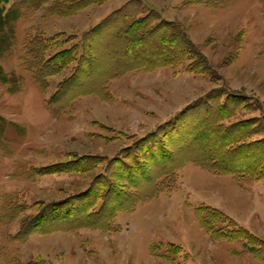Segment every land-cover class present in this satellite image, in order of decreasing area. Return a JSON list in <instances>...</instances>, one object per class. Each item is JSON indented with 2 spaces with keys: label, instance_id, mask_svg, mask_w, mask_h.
Instances as JSON below:
<instances>
[{
  "label": "rangeland",
  "instance_id": "rangeland-1",
  "mask_svg": "<svg viewBox=\"0 0 264 264\" xmlns=\"http://www.w3.org/2000/svg\"><path fill=\"white\" fill-rule=\"evenodd\" d=\"M14 1L0 6L7 11ZM127 1L69 16L49 13L47 3L4 26L13 36L0 46L8 78H0V264H264V250L254 253L259 245L236 231L264 247V179H236L190 161L153 198L118 210L110 231L84 226L90 218L78 221L79 208L103 204L106 180L134 191L114 172L147 161L148 145L171 146L164 132L172 133L171 120L188 106L189 116L207 105L213 114L228 101L226 112L234 114L226 124L249 118L261 129L254 138L264 136V0H141L140 15L185 30L205 59L194 63L205 69L199 73L187 57L147 66L144 49L126 53L125 40L110 33L90 50L84 34ZM35 37L51 40L47 56L75 48L76 60L39 83L25 61ZM206 207L225 214L211 224L225 237L203 226Z\"/></svg>",
  "mask_w": 264,
  "mask_h": 264
},
{
  "label": "trees",
  "instance_id": "trees-1",
  "mask_svg": "<svg viewBox=\"0 0 264 264\" xmlns=\"http://www.w3.org/2000/svg\"><path fill=\"white\" fill-rule=\"evenodd\" d=\"M9 1L0 0V3H7ZM107 1L15 0L7 11L5 10V6H0V30L4 31V26L19 19L26 10L30 8L37 9L47 3V11L49 13L69 16L88 6L102 5ZM142 11L141 0H128L85 33L83 37L85 43H87V46L91 50L92 47H95L96 38L100 34L110 33L116 38L121 37L125 40L124 52L126 53L135 54L144 49L146 52L144 54L146 56L145 61L148 63L147 66L156 65L157 62H161L162 65H175L187 57L193 59V63L190 64L191 71L195 73L205 71V69L200 70L194 67V63L199 64V59L204 62L205 59L196 50L187 37L185 30L179 24L163 20L153 23L152 18L148 15H140ZM153 18L159 19L158 16ZM3 31L0 33V42L4 43L0 44V46H5L9 41V37L12 38L11 36H13L12 29H9V33ZM156 39H159L161 43L155 46V50L149 49L150 47H154L153 44ZM50 41L47 38L35 37L31 38L27 44L29 59L25 61L39 83H42L47 75L60 73L68 64L76 60L75 48L47 56V50L49 49L48 42ZM140 55L144 58L142 54ZM83 59L84 56L82 54L77 65L78 67L75 69L77 71L73 73L75 81L78 76L77 72H81L83 68L81 66ZM89 63L91 64L92 61ZM76 73L77 76L75 75ZM0 78L6 82L8 80L7 76L2 72L1 67ZM58 90L60 91L61 87ZM227 105L228 101L221 103L218 107V112H214L213 114H210V111L213 109L210 105L205 107V111L202 114L195 111V115L189 116V110H192L194 106H188L177 114L170 122L175 127L172 133L168 135L167 131L164 132L169 138L168 142H170L171 146H168L167 143L161 144L159 147L155 143L148 145L144 149V153H142L143 158L147 159V161H142V158L138 159L139 161L133 160V166L136 164L137 166L131 167L130 170L126 168V171H123L125 173L114 172L115 176H119L122 181L129 182L130 187L134 188V191L130 193L125 187L118 186L116 188L111 184V181L107 182L106 180L103 183V186H106V188L101 196L103 204L94 211L90 210L92 203H89L88 207L79 208L78 221L90 218L87 225L84 226H95L94 224L97 223L95 227L104 231H110L118 210L124 209L130 211L134 209L139 201L153 198L164 180L174 177L175 171L187 161L193 162L216 174H229L236 179H242L245 176L264 179V136L254 138L255 135L261 133V129L258 125L253 124L249 118L226 124L224 121L234 114V109L230 110V114L226 112ZM187 117H189V120L185 122L183 127H180L177 123ZM169 126L171 127L172 125L170 124ZM153 137L154 135L150 136V139ZM114 162L118 163L117 160H114ZM140 181H149L155 187L152 191L145 192L144 188L139 187ZM200 211L203 212L202 217L204 218L201 220L203 226L212 232L213 235L225 237L215 234L216 229L211 226L212 223L216 222L214 221L215 218L226 217L225 214L209 207ZM234 225L236 226V224ZM27 230H32V227H29ZM220 231L225 233L222 229ZM236 231L239 233L237 237H245L250 244L259 245L256 249H253L254 253H261L260 250H264L263 245L258 244L259 240L255 239L253 234L242 228H237ZM260 257L264 260L263 256Z\"/></svg>",
  "mask_w": 264,
  "mask_h": 264
}]
</instances>
